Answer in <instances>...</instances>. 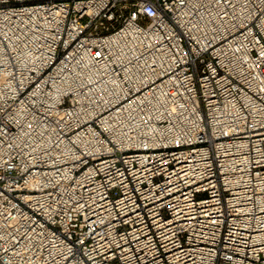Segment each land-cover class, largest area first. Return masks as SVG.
<instances>
[{"label": "built area", "instance_id": "built-area-1", "mask_svg": "<svg viewBox=\"0 0 264 264\" xmlns=\"http://www.w3.org/2000/svg\"><path fill=\"white\" fill-rule=\"evenodd\" d=\"M0 264H264V0H0Z\"/></svg>", "mask_w": 264, "mask_h": 264}]
</instances>
